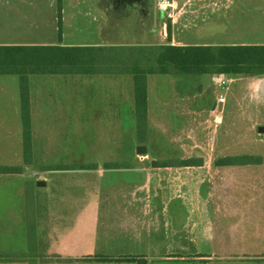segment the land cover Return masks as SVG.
I'll return each instance as SVG.
<instances>
[{
	"label": "rangeland",
	"instance_id": "obj_1",
	"mask_svg": "<svg viewBox=\"0 0 264 264\" xmlns=\"http://www.w3.org/2000/svg\"><path fill=\"white\" fill-rule=\"evenodd\" d=\"M70 1L65 0L61 35L57 27L46 26L43 44L264 42V0H81L79 9H73ZM45 2L44 15L50 13ZM168 4L172 6L162 10ZM150 77H158V85L164 84V89L157 93V83H151L154 104L170 105L172 115L154 118L164 121L161 123H147V141L141 144L124 134L120 139L121 135L114 132L115 125L67 123L60 110L69 101L58 100L65 89L41 88L32 77V162L25 164L21 122L13 116L19 98L18 76L0 75V110L12 113L9 124L0 123V166L20 167L16 173H0V253L5 260L22 262L29 257L30 223L39 254L44 252L50 236L60 234L63 226L92 206L88 202L97 200L104 201L100 205L104 208L101 216L102 220L106 217L104 222L108 220L124 232L144 231V236L139 234L143 239H163L161 231H157L163 224V216L171 218L180 204L177 201L167 204V213H162L159 198L152 200L149 210L144 202H134V196L166 193L155 184L151 191L147 192L148 188L143 191L140 187L144 177L130 166L143 165L152 171L154 166L186 161L202 166L201 185L189 186L186 195L203 196L204 242L212 231H217L219 237L224 233L225 220L221 217L214 220L211 214L217 206L212 200L217 197L220 212L226 207L234 208L228 221L235 239L231 253L234 261H264L262 250L248 246L260 222L258 202L264 206V133L258 131V127L264 126V78L234 76L233 81L219 86L218 76L212 79L211 75L180 76L174 80L170 75ZM220 93L226 102L215 111ZM139 145L146 146V153L136 152ZM247 154L261 157L262 163L245 166L215 163L223 157ZM187 169L188 179L196 174L199 181L200 169ZM157 171L162 176V170ZM41 180L46 182L45 186L37 185ZM193 223L188 214V229ZM149 229L155 231L154 236L145 235ZM188 243H191L188 251L180 253L188 258L186 262L165 263H193L189 259L202 253L196 250L194 242ZM209 246L217 248L215 244ZM209 246L204 245L208 251L203 254H217ZM122 254L135 252L125 248ZM148 254L156 260L179 255L162 251ZM158 263L164 262H154Z\"/></svg>",
	"mask_w": 264,
	"mask_h": 264
},
{
	"label": "crops",
	"instance_id": "obj_2",
	"mask_svg": "<svg viewBox=\"0 0 264 264\" xmlns=\"http://www.w3.org/2000/svg\"><path fill=\"white\" fill-rule=\"evenodd\" d=\"M81 0H71L70 5L73 9H79ZM44 0H0V45H38L43 44V28L46 26L59 27L58 10L61 7V27L64 28V4L65 0H46L50 10L49 14L44 15ZM170 6H172L170 4ZM54 18H51V15ZM50 21V24L45 22ZM191 45H233V44H264V42H221L210 44L190 43ZM55 45H69L56 43ZM104 45V44H94ZM189 45V44H182ZM4 76V75H2ZM147 76V123L152 122L161 123L163 120H155L154 118H161L171 116V106L166 105L165 102L161 105H155L151 96V83L156 82V92L164 89L163 85H158V77ZM168 76V75H165ZM218 76L216 79L222 84L234 80V75H211ZM264 78V75H253ZM35 77L38 86L46 88L59 87L65 89L64 94L58 96V100H66L65 105L61 107L60 116L66 118L67 123L71 124H93V125H115L114 132L120 134V139L132 138L137 140V117L135 113V96H134V79L132 75L128 74H54V75H36ZM173 78V79H172ZM171 80L174 77L171 76ZM45 92V90H44ZM264 92V83H263ZM16 111L13 115L21 122L20 115V91L18 78V91ZM31 94V93H30ZM222 95L221 93L219 96ZM218 96V98H219ZM224 96V95H223ZM180 97V96H179ZM175 97V99H180ZM225 97V96H224ZM46 99L47 97H43ZM53 99V97H51ZM165 99V98H164ZM218 101V99H217ZM216 101V103H217ZM31 102V98H30ZM226 102V101H225ZM5 104V103H4ZM7 104V103H6ZM225 104V103H224ZM224 104H218V109ZM7 108V107H6ZM10 109V108H9ZM217 109V110H218ZM216 111V109H215ZM12 113L8 110H0V123H10ZM15 121V120H14ZM17 121V119H16ZM137 152V151H136ZM138 153V152H137ZM183 164L171 161L163 165L152 167L147 170L143 165H131L133 169L136 168L142 174L143 182L141 189L147 192L151 191L154 186L163 187L164 195H145L144 197L134 196V202L142 201L149 210V205L153 203V199L160 200L162 213H167V204L178 202L180 205L174 209L171 218L165 219L163 216V224L160 229L163 239L155 241L140 238L144 236V231L141 232H124L122 228H116L109 222L102 220V202L93 201L88 202L92 206H88L68 225L63 226L60 234L50 236L46 242L44 252L37 254V264H154V262H164L158 264H264V261H234L235 239L233 233L230 231L232 225L228 221L233 217L234 208L226 207L224 211L219 210V199L216 197L212 203L217 206L212 209V218L225 220L222 226L224 233L219 237L218 232L212 231L211 237L206 238L204 242V233L202 227V195H194L188 197L186 195L187 188L201 185V164H190L183 161ZM187 168L200 169L197 181L196 174L188 179ZM158 169L162 170V176ZM157 172V173H156ZM156 174L158 177H156ZM189 182V185H188ZM155 184V185H154ZM146 192V191H145ZM153 193V192H152ZM106 200V199H105ZM71 202V201H68ZM106 203L108 201H105ZM228 203V202H227ZM193 205L192 207L188 205ZM251 205V202H249ZM260 222L257 224V233L248 246H252L254 250H262L264 252V206L259 205ZM250 210L252 207L249 206ZM169 210V208H168ZM188 214L194 219L193 225L188 229L187 218ZM162 218V219H163ZM263 220V222H262ZM215 229V228H214ZM155 231L149 229L145 232L146 236H154ZM141 234V236H139ZM243 234V233H242ZM157 242V244L155 243ZM194 242L195 248L202 254L189 259L193 263H165V262H186L187 257H184L182 252L188 251V245ZM215 244L217 248H211L209 245ZM204 245L209 246L211 251H216L217 254L204 255L206 252ZM146 248L144 249V247ZM135 254L124 255V249ZM178 252L176 257L164 256L155 259L150 256L148 252ZM208 251V250H207ZM221 252L222 254H218ZM130 259V260H129ZM0 264H28L22 261L5 260L0 253Z\"/></svg>",
	"mask_w": 264,
	"mask_h": 264
},
{
	"label": "trees",
	"instance_id": "obj_3",
	"mask_svg": "<svg viewBox=\"0 0 264 264\" xmlns=\"http://www.w3.org/2000/svg\"><path fill=\"white\" fill-rule=\"evenodd\" d=\"M61 7L58 10L61 35ZM54 74H128L134 79L137 141H147V76L264 75V44L233 45H0V75L19 78L22 144L25 164L32 162L30 76ZM217 166L262 163L261 157L236 155ZM18 166H0L16 173ZM35 230L29 226V264L36 263ZM130 260V259H129ZM17 261V260H11Z\"/></svg>",
	"mask_w": 264,
	"mask_h": 264
},
{
	"label": "water",
	"instance_id": "obj_4",
	"mask_svg": "<svg viewBox=\"0 0 264 264\" xmlns=\"http://www.w3.org/2000/svg\"><path fill=\"white\" fill-rule=\"evenodd\" d=\"M258 131L260 132V133H264V126H260V127H258ZM146 146H144V145H139L138 147H137V152H138V154H144V153H146ZM37 185L38 186H45L46 185V182L45 181H43V180H41V181H38L37 182Z\"/></svg>",
	"mask_w": 264,
	"mask_h": 264
},
{
	"label": "built area",
	"instance_id": "obj_5",
	"mask_svg": "<svg viewBox=\"0 0 264 264\" xmlns=\"http://www.w3.org/2000/svg\"><path fill=\"white\" fill-rule=\"evenodd\" d=\"M168 6H170V4H168V5L164 6V7H162V10H166V8H167ZM225 101H226V98H225L223 95H220L219 98H218V101H217V103H216L215 109L217 110V109H218L217 105H218V104H224Z\"/></svg>",
	"mask_w": 264,
	"mask_h": 264
}]
</instances>
